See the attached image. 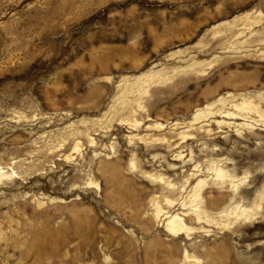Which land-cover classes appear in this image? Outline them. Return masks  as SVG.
<instances>
[{
	"label": "rangeland",
	"instance_id": "obj_1",
	"mask_svg": "<svg viewBox=\"0 0 264 264\" xmlns=\"http://www.w3.org/2000/svg\"><path fill=\"white\" fill-rule=\"evenodd\" d=\"M0 264H264V0H0Z\"/></svg>",
	"mask_w": 264,
	"mask_h": 264
}]
</instances>
